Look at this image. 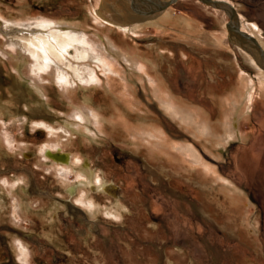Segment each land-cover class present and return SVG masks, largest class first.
<instances>
[{
  "label": "rangeland",
  "instance_id": "1",
  "mask_svg": "<svg viewBox=\"0 0 264 264\" xmlns=\"http://www.w3.org/2000/svg\"><path fill=\"white\" fill-rule=\"evenodd\" d=\"M227 1L264 49V0ZM99 4L0 0V21H79L89 34ZM168 7L169 18L135 22L132 35L105 24L95 31L138 54L139 70L104 53L91 83L62 86L0 54V264H264L263 73L231 42L218 6L176 0ZM241 69L254 84L247 107ZM152 79L205 111L212 125L236 98L248 115L238 133L247 137L222 146L187 130L153 97ZM84 110L95 118L72 117ZM156 130L160 143L141 135ZM45 147L70 156L64 173L41 154ZM87 203L96 206L91 215ZM114 208L120 222L106 214ZM16 242L29 249L25 262Z\"/></svg>",
  "mask_w": 264,
  "mask_h": 264
},
{
  "label": "bare ground",
  "instance_id": "2",
  "mask_svg": "<svg viewBox=\"0 0 264 264\" xmlns=\"http://www.w3.org/2000/svg\"><path fill=\"white\" fill-rule=\"evenodd\" d=\"M99 1L100 11L94 12L96 17V28L94 32L89 34H87L82 23L79 21H67L62 19H41L38 21L22 22L15 20L0 21V54L9 60L23 62L26 69H30L38 75L41 71H45L57 82V84L62 86H70L77 82L82 84L91 83L95 75V67L104 61H102L104 53L120 57L129 67L139 70L141 68V63L138 54H133L126 49L119 48L111 37L108 35L100 36L99 33L95 31L100 30L105 24L112 28H116L122 36L132 35V33L138 32L137 29L141 26V24H135V22L145 21L144 23H156L158 18H154L160 13H163L162 15L165 14V18H169L170 7L168 6L170 5L151 11L142 7L141 3L138 2L139 0H122L124 3L121 0H113V3H111L112 0L109 1L110 3H106V0H96V2ZM238 16L237 14L236 21L238 20V24L241 27ZM227 35L231 42L237 46V49L243 55L246 62L255 68L257 72L263 73L261 77L259 76L260 79L258 82L264 85V71L258 63L257 53L255 54L247 44L240 41L232 32L227 31ZM257 46L264 52V49L258 42ZM106 69L107 72L113 71L110 67H106ZM240 73L238 85L240 87L242 86L241 90L245 93L244 99L247 107L253 97L254 84L247 71L241 69ZM32 79H30L32 83L34 81V84H36L35 79ZM152 81V95L157 100L160 107L167 112L171 118L176 120L179 124L184 125L187 130L189 129L188 126H191L195 130L201 131L205 139L207 136H211L215 139L216 144L222 146L230 143L233 138L238 137V134L242 139L247 137L248 134L243 131L238 133L240 121L242 119H247L248 115L246 114L247 111L243 109V105H240L236 98L229 97L226 104L221 109L222 118L217 124L213 123L212 125L205 111L200 108L192 109L190 106L182 104L183 101H180V103L171 92L167 90L161 92L155 79H152ZM242 102L243 101H241V103ZM197 116H199V121L196 118ZM72 117L79 120L83 118L94 119L95 114L90 110H84L83 112L79 111L75 113ZM19 121L23 123L25 119L22 118L19 119ZM199 128L201 130H199ZM160 134V131L156 130L155 132L141 135L143 137L151 136L160 143ZM190 148L184 145L179 146L180 151L185 156L189 157L194 162H200L199 155ZM52 151L53 150H50L49 147H45L41 154L44 153L48 161L55 168H58L60 172L64 173L65 170L60 166L61 164L69 162L70 156L62 150L59 152ZM87 169L88 168L84 167L83 172ZM216 177L219 178V176ZM239 201H241V199ZM16 245V247H18L17 253L20 260L25 262L28 260V255L30 253L29 249L22 242H16Z\"/></svg>",
  "mask_w": 264,
  "mask_h": 264
},
{
  "label": "water",
  "instance_id": "3",
  "mask_svg": "<svg viewBox=\"0 0 264 264\" xmlns=\"http://www.w3.org/2000/svg\"><path fill=\"white\" fill-rule=\"evenodd\" d=\"M200 1L208 5L218 6V8L224 11V13L227 16V19L225 21L226 30L228 32H232L234 35H236L239 38L240 41H242L244 44H247L249 48L255 52V54L257 53L258 63L260 64V67L264 71V52H262L260 48L257 46V42L255 40V37L252 35V33H250L245 29H242L238 24V20L236 21L238 11L236 10L235 6L227 0H200ZM138 2L141 3L142 7H145L146 9L152 11L158 8L165 7L167 5H171L174 2H176V0H168V1L139 0Z\"/></svg>",
  "mask_w": 264,
  "mask_h": 264
},
{
  "label": "clouds",
  "instance_id": "4",
  "mask_svg": "<svg viewBox=\"0 0 264 264\" xmlns=\"http://www.w3.org/2000/svg\"><path fill=\"white\" fill-rule=\"evenodd\" d=\"M97 183H99V180H97ZM117 205H118L120 210L125 211V212L127 211V209L124 208L123 205L119 204V201H117ZM95 207H96L95 205L89 204V205L85 206V210L87 212H89V214L91 215L94 212ZM106 214L109 215L111 217V219H113L117 222H120L122 220V216L119 214V211H117L115 208L111 212L106 213Z\"/></svg>",
  "mask_w": 264,
  "mask_h": 264
},
{
  "label": "crops",
  "instance_id": "5",
  "mask_svg": "<svg viewBox=\"0 0 264 264\" xmlns=\"http://www.w3.org/2000/svg\"><path fill=\"white\" fill-rule=\"evenodd\" d=\"M107 2L106 3H108L109 1H111V0H106ZM122 1V0H121ZM114 1L112 0L111 1V3H113ZM123 3H124V1H122ZM110 3V2H109Z\"/></svg>",
  "mask_w": 264,
  "mask_h": 264
}]
</instances>
